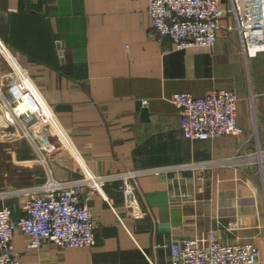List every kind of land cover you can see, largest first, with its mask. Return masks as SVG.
I'll return each instance as SVG.
<instances>
[{"label": "crops", "instance_id": "obj_1", "mask_svg": "<svg viewBox=\"0 0 264 264\" xmlns=\"http://www.w3.org/2000/svg\"><path fill=\"white\" fill-rule=\"evenodd\" d=\"M148 7L149 0H0V84L15 77L12 56L54 108L74 146L58 143L51 154L58 179L86 168L105 174L196 163L139 177L140 218L125 205L118 182L104 186L108 198L93 193L101 223L94 246L29 247V235L17 230L21 264H170V243L196 237L208 246L212 230L227 243L253 241L261 252L254 264H264V170L224 162L257 141L264 146V50L247 55L240 32L225 28L213 47L175 50L172 40L152 34ZM218 89L238 93L245 134L186 137L171 97ZM10 128L0 125V191L46 177L31 145L8 136ZM26 201L10 195L0 206L6 202L19 217Z\"/></svg>", "mask_w": 264, "mask_h": 264}, {"label": "built area", "instance_id": "obj_2", "mask_svg": "<svg viewBox=\"0 0 264 264\" xmlns=\"http://www.w3.org/2000/svg\"><path fill=\"white\" fill-rule=\"evenodd\" d=\"M148 13L152 34L160 41L172 40L175 50L213 47L222 28L240 32L247 55L264 50V0H229L226 7L221 5V0H149ZM227 15H231V19L223 24ZM1 45L8 53L5 45ZM11 63L15 77L6 87L0 84V125L11 126L8 136L27 140L46 177L40 183L0 191L3 201L10 195L27 197L26 213L22 216L14 217L12 206L6 202L0 206V264H21L20 252L14 242L17 230L29 235L28 246L34 248L43 247L46 241L61 247L96 245L101 223L90 205L93 193H102L108 198L104 186L118 182L125 205L140 218L145 212L139 198V177L196 165L185 162L105 174L86 168L78 177L58 179L53 173L51 154L57 151L58 143L69 146L70 138L27 69L12 56ZM171 101L179 111L183 134L188 138L213 139L226 134H245L237 117L240 100L235 90L218 89L204 96L179 90ZM141 102L150 103L147 97ZM242 160L247 165L257 163L263 171V143L257 141L253 150L234 155L224 162L237 165ZM88 189L91 192L87 193ZM118 217L125 224L119 213ZM210 236L208 246H201L196 237L170 243V264H254L259 261L261 252L253 241L227 243L215 230ZM152 264L156 263L152 260Z\"/></svg>", "mask_w": 264, "mask_h": 264}, {"label": "bare ground", "instance_id": "obj_3", "mask_svg": "<svg viewBox=\"0 0 264 264\" xmlns=\"http://www.w3.org/2000/svg\"><path fill=\"white\" fill-rule=\"evenodd\" d=\"M71 141H72V140L70 139V140H69V146H70L71 148H74V146H73V144H72Z\"/></svg>", "mask_w": 264, "mask_h": 264}, {"label": "rangeland", "instance_id": "obj_4", "mask_svg": "<svg viewBox=\"0 0 264 264\" xmlns=\"http://www.w3.org/2000/svg\"><path fill=\"white\" fill-rule=\"evenodd\" d=\"M25 141V140H24ZM27 141V140H26ZM26 141L25 142H23V148L25 147L24 145L26 144Z\"/></svg>", "mask_w": 264, "mask_h": 264}]
</instances>
